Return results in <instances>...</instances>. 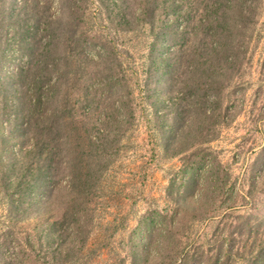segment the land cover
<instances>
[{
    "label": "rangeland",
    "instance_id": "374dc122",
    "mask_svg": "<svg viewBox=\"0 0 264 264\" xmlns=\"http://www.w3.org/2000/svg\"><path fill=\"white\" fill-rule=\"evenodd\" d=\"M0 264H264V0H0Z\"/></svg>",
    "mask_w": 264,
    "mask_h": 264
}]
</instances>
